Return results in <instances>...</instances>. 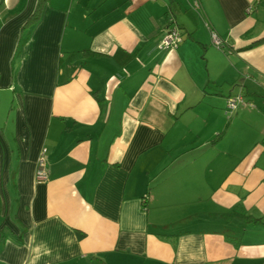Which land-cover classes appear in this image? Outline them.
I'll use <instances>...</instances> for the list:
<instances>
[{"label":"crops","instance_id":"0c3cea01","mask_svg":"<svg viewBox=\"0 0 264 264\" xmlns=\"http://www.w3.org/2000/svg\"><path fill=\"white\" fill-rule=\"evenodd\" d=\"M0 264H264V0H0Z\"/></svg>","mask_w":264,"mask_h":264},{"label":"built area","instance_id":"2783aa9c","mask_svg":"<svg viewBox=\"0 0 264 264\" xmlns=\"http://www.w3.org/2000/svg\"><path fill=\"white\" fill-rule=\"evenodd\" d=\"M211 40L214 46L216 47L221 46V40L215 33H212ZM181 42H182V37L179 33L178 28L176 27V25H171L169 26V28L166 29V33L160 40V43L158 44L157 47L160 51H169V50L176 49ZM242 102L243 100H241V98H238V97L229 98L226 104L227 111L231 112L235 110L236 107ZM46 152L47 150L43 148L36 162L34 179H35V182L38 184L47 182L48 177H49V172H48L47 164L45 160Z\"/></svg>","mask_w":264,"mask_h":264},{"label":"trees","instance_id":"16d2710c","mask_svg":"<svg viewBox=\"0 0 264 264\" xmlns=\"http://www.w3.org/2000/svg\"><path fill=\"white\" fill-rule=\"evenodd\" d=\"M233 211V213H234V210H232ZM232 211H231V213H232ZM235 214H237V213H235ZM244 218H245V220H247V221H250L251 222V220H250V218L249 217H247V216H243ZM252 221H255V220H252Z\"/></svg>","mask_w":264,"mask_h":264}]
</instances>
